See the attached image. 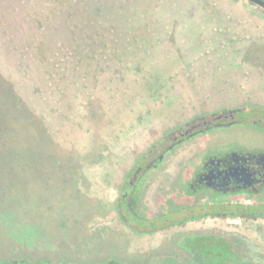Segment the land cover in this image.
I'll list each match as a JSON object with an SVG mask.
<instances>
[{
  "label": "rangeland",
  "instance_id": "rangeland-1",
  "mask_svg": "<svg viewBox=\"0 0 264 264\" xmlns=\"http://www.w3.org/2000/svg\"><path fill=\"white\" fill-rule=\"evenodd\" d=\"M59 1L0 0V85L18 81L17 59L28 49L23 34L35 31L34 17L52 20ZM181 1L192 17L129 30L131 63L36 100L33 146L47 155L27 165L11 161L16 173H0V264H128L188 252L186 241L202 225L171 204L176 163L187 162L196 142L259 138L239 126L191 139L180 133L197 116L264 110V10L247 0ZM242 115L245 123L258 119ZM139 167L146 173L135 191L136 222L125 194ZM158 216L160 223L143 222ZM242 236L241 262L264 264V224Z\"/></svg>",
  "mask_w": 264,
  "mask_h": 264
},
{
  "label": "trees",
  "instance_id": "trees-1",
  "mask_svg": "<svg viewBox=\"0 0 264 264\" xmlns=\"http://www.w3.org/2000/svg\"><path fill=\"white\" fill-rule=\"evenodd\" d=\"M183 2L60 0L47 24L43 18L34 17L35 31L23 34L28 37L23 42L28 49H22L17 59L18 81L7 77L5 80L11 83L0 85V173H16L11 161L27 165L36 156L47 155L45 150L36 152L33 146L31 114L36 100L46 101L52 91L63 94L64 85L94 78L96 74L102 76L112 65L131 63L133 58L127 51L131 48L129 30L161 28L172 19L177 22L186 15L192 17L195 11ZM143 3H154V7L141 8ZM115 31L121 34L116 35ZM29 172L28 168L20 169L21 175Z\"/></svg>",
  "mask_w": 264,
  "mask_h": 264
},
{
  "label": "flooded vegetation",
  "instance_id": "flooded-vegetation-1",
  "mask_svg": "<svg viewBox=\"0 0 264 264\" xmlns=\"http://www.w3.org/2000/svg\"><path fill=\"white\" fill-rule=\"evenodd\" d=\"M245 112L258 116V119H247L245 123L242 115ZM226 126L253 128L254 131L246 134L259 138V142L243 143L241 141L246 137L241 136L232 140L213 137L211 141L201 142L199 147L196 142L193 153L185 159L187 162L176 163L177 175L170 193L176 195V200H171V204L175 211H189L192 224L202 225L186 241L188 252L160 254L159 258L155 256L156 259L147 255L136 256L128 264H243L242 234H255V230L264 224V110L224 109L220 113L197 116L191 122L190 130L180 135L197 138ZM161 160L163 156L159 157ZM155 165L156 161H152L146 170ZM146 170L139 167L135 171L130 180L132 192L125 194L129 196L127 209L136 222L139 220L133 209L135 191ZM162 216L147 218L143 222L160 223ZM229 227L238 234H228ZM103 264L119 263L109 260Z\"/></svg>",
  "mask_w": 264,
  "mask_h": 264
},
{
  "label": "water",
  "instance_id": "water-1",
  "mask_svg": "<svg viewBox=\"0 0 264 264\" xmlns=\"http://www.w3.org/2000/svg\"><path fill=\"white\" fill-rule=\"evenodd\" d=\"M250 3L262 8L264 10V0H247Z\"/></svg>",
  "mask_w": 264,
  "mask_h": 264
}]
</instances>
